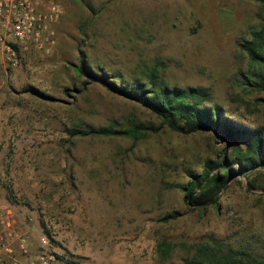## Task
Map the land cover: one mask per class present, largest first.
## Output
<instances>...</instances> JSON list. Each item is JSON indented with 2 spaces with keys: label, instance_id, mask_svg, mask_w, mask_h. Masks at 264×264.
<instances>
[{
  "label": "rangeland",
  "instance_id": "rangeland-1",
  "mask_svg": "<svg viewBox=\"0 0 264 264\" xmlns=\"http://www.w3.org/2000/svg\"><path fill=\"white\" fill-rule=\"evenodd\" d=\"M45 1L63 10L50 52L12 56L0 43V235L12 254L23 263L54 253L53 264H174L212 238L264 253V190L250 187V174L207 209L173 186L228 149L224 139L173 130L78 70L83 59L130 86L150 87L154 73L170 87H205L223 117L264 129V89L248 83L254 65L241 47L264 23L262 2ZM110 123L160 128L139 140L69 133ZM175 211L182 215L162 220ZM161 239L173 244L164 261ZM9 258L3 251L0 264Z\"/></svg>",
  "mask_w": 264,
  "mask_h": 264
},
{
  "label": "trees",
  "instance_id": "trees-1",
  "mask_svg": "<svg viewBox=\"0 0 264 264\" xmlns=\"http://www.w3.org/2000/svg\"><path fill=\"white\" fill-rule=\"evenodd\" d=\"M264 6V0H259ZM252 65L251 75L247 76L250 84L264 89V23L252 32L249 39L241 43ZM89 80L102 82L110 91L129 99L136 100L155 113L173 130L183 133L212 132L224 139L228 149L222 150L219 157L208 159L202 172H190L184 183L176 182L173 186L182 188L185 199L194 208L207 209L217 206L221 191L229 181L242 174H250L249 184L252 189L264 190V129L252 128L223 117V108L210 105L211 93L205 87H170L165 83H156V75L149 74L151 86L136 82L132 86L125 83L121 75L115 77L108 72L88 70L82 59L78 67ZM116 78V79H115ZM160 127L135 123L129 126H117L110 123L89 129L72 128V137L80 136H125L134 140L146 137L150 131ZM181 212L175 211L162 217L164 221L177 219ZM161 260L171 256L173 244L165 239L158 243ZM174 264H264V253L248 246L236 247L219 239L193 243L180 263Z\"/></svg>",
  "mask_w": 264,
  "mask_h": 264
},
{
  "label": "built area",
  "instance_id": "built-area-1",
  "mask_svg": "<svg viewBox=\"0 0 264 264\" xmlns=\"http://www.w3.org/2000/svg\"><path fill=\"white\" fill-rule=\"evenodd\" d=\"M63 10L56 2L45 0H0V43L15 56L19 51L31 48L50 52L57 40L56 24ZM19 249L28 253V240L19 238ZM10 254L8 264H53L57 257L45 253L23 263L15 257L13 247L5 236L0 235V254Z\"/></svg>",
  "mask_w": 264,
  "mask_h": 264
}]
</instances>
